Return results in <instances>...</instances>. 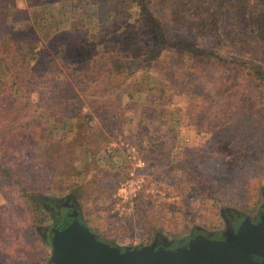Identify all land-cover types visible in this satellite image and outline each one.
Listing matches in <instances>:
<instances>
[{
	"label": "rangeland",
	"instance_id": "374dc122",
	"mask_svg": "<svg viewBox=\"0 0 264 264\" xmlns=\"http://www.w3.org/2000/svg\"><path fill=\"white\" fill-rule=\"evenodd\" d=\"M59 1H66L65 4L77 2ZM56 7L46 4L35 8L27 7L26 0H0V8L8 9V13L0 17V28L10 29L13 22H24L27 15L23 34L29 39H37L35 44L39 43V47L45 46L48 53L43 55V62L47 63L55 55L56 50L52 47L64 43L60 46L63 49L66 44L62 40L55 44L47 41L39 31L46 33L55 27L66 30L74 16L67 7H60V10ZM107 7L108 2L97 1L92 9L107 13ZM45 12L53 15L52 18L49 16L47 27L42 20ZM118 13L110 27L117 24L115 21L123 20V10L118 8ZM34 15H38L37 26ZM140 15V11L132 7L129 22L134 23ZM5 18L8 21L3 26L1 23ZM67 20L69 22L64 24ZM225 23L222 19L218 24L223 27ZM251 25H261L260 31L264 32V17L257 22L250 18L246 23H237L229 37L222 36L223 41L207 31L200 37L202 30L196 25H192L194 30L190 33L192 39L215 51L214 54H225L231 59L250 58L252 68L260 74L251 77L242 70L233 71V75L227 77L223 69L233 63L220 66L213 60L195 62L191 70L173 72L174 76L164 74L160 77L172 87L168 104L144 111L142 103H132L124 98L122 107L109 110L106 122L92 121L88 131L91 130L93 136L89 143L77 140L65 145L69 137L66 136L63 142L53 144L51 148L47 145L35 148L32 139L39 134L46 135L47 125L31 128L27 141L24 139L26 147L13 149L10 165L17 168L11 174L14 178L0 172V264H46L48 261L51 247L44 229L52 224L53 215L40 206L35 207L36 198L41 196H49L53 201L72 196L82 220L98 238L129 248L148 243L157 233L168 240L182 241L193 227L220 230L223 227L221 212L225 208L252 214L257 205L264 202V45L256 44L253 50L238 40L246 38ZM136 26L129 28L132 35ZM154 34L151 31L149 35L154 38ZM136 36L138 41L142 39ZM231 36L236 37L231 39ZM112 41V45L126 46L125 39L117 33ZM225 41L231 42L226 45ZM125 51L129 50L126 48ZM79 53L81 50L75 52ZM25 72H10L5 85L19 89L15 95L18 104L22 93H29L33 110L37 106L36 93L42 88L38 79L45 74L41 69L38 73ZM45 78L48 81L56 75L47 73ZM21 82H25L22 87ZM223 84L224 99L217 102L223 107L215 113L222 112L226 118L208 119L214 109L210 102L214 105V96ZM240 89L243 93L240 97L246 99L247 108L231 98L232 93ZM2 92L5 91L1 88ZM6 95L0 100H5ZM147 95L153 97L152 93ZM244 117L249 118L256 129L239 125ZM97 129L102 133L97 134ZM60 133L49 131V137L57 139ZM147 139L166 140L168 147L156 151L148 160L143 152ZM121 141L137 146L138 158L143 163L136 170L144 174L145 186L133 200L131 209L117 207L119 201L115 197L120 183L135 168L125 147L120 145ZM49 156L60 160L57 174L50 180L46 178L49 173L43 166ZM198 179L213 187L211 198L205 195Z\"/></svg>",
	"mask_w": 264,
	"mask_h": 264
},
{
	"label": "trees",
	"instance_id": "16d2710c",
	"mask_svg": "<svg viewBox=\"0 0 264 264\" xmlns=\"http://www.w3.org/2000/svg\"><path fill=\"white\" fill-rule=\"evenodd\" d=\"M74 1L77 2L65 4L66 1L59 0H26L27 7L41 8L43 5L51 4L57 6L56 10L67 7L74 15V20L70 22L67 20L64 23L69 22L66 30L55 27L46 30V33L39 31L41 36L47 37V41H53L54 44L56 41H65L63 49H60V46L64 43L52 47L56 50L54 57L48 60L52 64L43 62L45 60L43 55L48 53L45 46L41 44L39 47V43L35 44L37 39H29L23 34V28L27 25V15L23 19L24 22L22 20L13 22L10 29L0 28V89L5 91L0 93V98L7 94L5 100H0V172L8 178H14L11 174L17 169L10 165L13 149L16 146L26 147L31 128L39 129L47 125L46 135L39 134L36 139H32L31 143L35 148H45L46 145L51 148V145L63 142L66 136L69 137L65 145L77 140L89 143L93 136L91 130L88 131L92 121L106 122L111 112L109 110L122 107L124 98L132 103H142L144 111L168 104L171 101L172 87L171 83L160 77L164 74L174 76L173 72L191 70L195 62L210 60L220 66L233 63L223 69L227 77L232 76L233 71L238 73L242 70L251 77L260 74L258 70L252 68L250 58L231 59L225 54H214L215 51L200 45L197 39H192L190 32L194 30L192 25H196L202 30L200 37L205 31L221 39L222 36L229 37L237 23H246L250 18L254 22L263 19L264 0H97L108 2L107 13L92 9L97 1ZM132 7H136L141 13L134 23L129 22L128 17ZM118 8L123 10L124 18L122 21H115L117 24L110 27L113 19L119 14ZM3 13H8V9L0 8V17L4 16ZM37 16L34 15L36 26L39 25ZM49 16L52 18L53 15L43 13L45 27L48 26L47 21L50 22ZM222 19L226 22L223 27L218 24ZM7 21L5 18L1 25L4 26ZM135 26L137 28L132 35L129 28ZM251 26L246 38L238 40L245 43L247 48L251 47L254 50L256 44L264 45V32L260 31L261 25ZM151 31L155 33L154 38L149 35ZM116 33L125 39L126 46L112 45V38ZM136 35L142 39L138 41ZM143 35L145 37H142ZM225 42L229 45L231 41ZM126 48L128 52L125 51ZM80 50L81 53L75 54ZM47 57L50 58V55ZM40 69L45 75L42 73L38 79L42 88L36 93L37 106L31 110L30 94L22 93V99L18 104L15 95L19 89L6 86L5 80L13 71L18 73L26 71L25 74H32L35 71L38 73ZM173 69L176 70L172 71ZM47 73L49 76L55 73L56 78H48V83L45 81ZM23 83L25 82L20 83L21 87L24 86ZM241 92L242 89L233 92L231 98L243 108H247L246 99L240 97L243 94ZM148 93H152L153 97L147 95ZM224 93L223 84L221 90L214 96V105L210 102L214 109L208 115V119L225 120L224 113L220 112L218 115L215 113L223 107H219L217 102L224 99ZM153 113H156V110ZM239 125L250 129L257 127L245 117L240 120ZM49 131H58L62 134L52 140ZM101 133L102 130L97 129V134ZM44 141L47 142L44 144ZM163 147H168L166 140L156 142L147 139L143 152L150 160L151 155ZM44 152L46 150L41 153ZM46 158H49V161L43 166L49 173L46 178L50 180L57 174L60 160L55 156ZM198 181L203 186L205 195L211 198L213 187L207 181L202 179ZM37 200L39 199L36 198ZM38 206L37 203L35 207ZM49 232L51 233V229Z\"/></svg>",
	"mask_w": 264,
	"mask_h": 264
},
{
	"label": "water",
	"instance_id": "95a60500",
	"mask_svg": "<svg viewBox=\"0 0 264 264\" xmlns=\"http://www.w3.org/2000/svg\"><path fill=\"white\" fill-rule=\"evenodd\" d=\"M50 247L46 264H264V213L226 240L191 234L174 248H129L98 238L73 208L51 229Z\"/></svg>",
	"mask_w": 264,
	"mask_h": 264
},
{
	"label": "flooded vegetation",
	"instance_id": "af4514ba",
	"mask_svg": "<svg viewBox=\"0 0 264 264\" xmlns=\"http://www.w3.org/2000/svg\"><path fill=\"white\" fill-rule=\"evenodd\" d=\"M37 203L42 209L48 211V213L53 215L52 224L44 229L45 235H43L45 236V238H47V240L50 239L49 229H52L53 226L61 220L64 214L76 207V204H74L75 199L72 196H67L61 201H53L49 196H41L39 200H37ZM262 213H264V202L259 203L257 207L252 211V214H245L240 210L225 208L221 212L223 227L220 230L212 231L202 227H193V229H191V231L184 238L189 239L191 234H200L209 239L226 240L233 236L239 224L246 220L254 222L260 217ZM49 241L50 240H48V242ZM182 241L175 239L168 240L164 236H162V234L157 233L153 236L151 241L142 246H148L152 244L154 247L164 246L165 248H174L180 245ZM109 243L114 245L111 242Z\"/></svg>",
	"mask_w": 264,
	"mask_h": 264
},
{
	"label": "built area",
	"instance_id": "2783aa9c",
	"mask_svg": "<svg viewBox=\"0 0 264 264\" xmlns=\"http://www.w3.org/2000/svg\"><path fill=\"white\" fill-rule=\"evenodd\" d=\"M121 146H124L127 151V156L134 161L135 168H133L129 173L126 179H124L116 193L115 197L117 199L118 204L117 207L124 209H131L133 206V200L139 196L141 191L144 188V174L142 172H137L136 168L140 167L143 163L138 158V149L137 146L130 144L126 141L120 142ZM110 146H114L110 144Z\"/></svg>",
	"mask_w": 264,
	"mask_h": 264
}]
</instances>
